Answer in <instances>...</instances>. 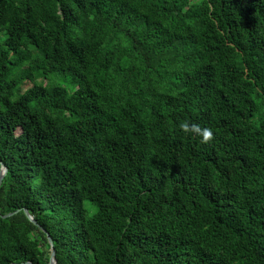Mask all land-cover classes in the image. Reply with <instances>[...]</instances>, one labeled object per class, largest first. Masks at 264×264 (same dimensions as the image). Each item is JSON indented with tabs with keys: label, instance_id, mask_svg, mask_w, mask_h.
Returning a JSON list of instances; mask_svg holds the SVG:
<instances>
[{
	"label": "trees",
	"instance_id": "trees-1",
	"mask_svg": "<svg viewBox=\"0 0 264 264\" xmlns=\"http://www.w3.org/2000/svg\"><path fill=\"white\" fill-rule=\"evenodd\" d=\"M0 162V264H264V0H0Z\"/></svg>",
	"mask_w": 264,
	"mask_h": 264
},
{
	"label": "water",
	"instance_id": "water-1",
	"mask_svg": "<svg viewBox=\"0 0 264 264\" xmlns=\"http://www.w3.org/2000/svg\"><path fill=\"white\" fill-rule=\"evenodd\" d=\"M0 164L2 165L1 162H0ZM6 174H7V167H6V166H2V169H1V171H0V187H1L2 183H3V180H4L5 176H6ZM24 211H25L26 215L28 216V218H29L33 223L37 224L36 221H35V220L31 217V215L29 214V211H28L27 209H25ZM19 212H20V210H18V211H16V212H13V213L6 214V215H1V212H0V216H1L2 218H4V219H7V218H10V217L14 216L15 214H17V213H19ZM47 237H48V240H49V244H50V246H51V251H52V253H53V258H52V262H51V264H57L56 252H55V249H54V242H53V239H52L51 236L48 235V234H47ZM24 264H31V263H24Z\"/></svg>",
	"mask_w": 264,
	"mask_h": 264
},
{
	"label": "clouds",
	"instance_id": "clouds-1",
	"mask_svg": "<svg viewBox=\"0 0 264 264\" xmlns=\"http://www.w3.org/2000/svg\"><path fill=\"white\" fill-rule=\"evenodd\" d=\"M183 127L187 128L188 125H187V124H184ZM192 127H193V128H196L195 125H193ZM211 134H212V133H211V130H207V129L204 130V133H203V135H204V139L207 140L208 137L211 136Z\"/></svg>",
	"mask_w": 264,
	"mask_h": 264
},
{
	"label": "rangeland",
	"instance_id": "rangeland-1",
	"mask_svg": "<svg viewBox=\"0 0 264 264\" xmlns=\"http://www.w3.org/2000/svg\"><path fill=\"white\" fill-rule=\"evenodd\" d=\"M40 81H43V82H45V83L47 82V80H43V79L40 80ZM31 86H32V84H31V85L24 86V87H23V90L26 91V90H27L29 87H31Z\"/></svg>",
	"mask_w": 264,
	"mask_h": 264
}]
</instances>
